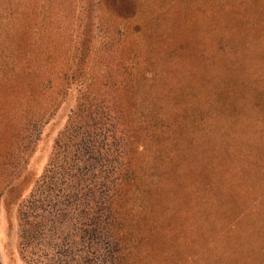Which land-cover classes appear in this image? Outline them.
<instances>
[{
  "label": "rangeland",
  "instance_id": "374dc122",
  "mask_svg": "<svg viewBox=\"0 0 264 264\" xmlns=\"http://www.w3.org/2000/svg\"><path fill=\"white\" fill-rule=\"evenodd\" d=\"M109 1L0 0V264H76L80 251L92 261L111 251L106 229L91 223L103 173L114 180L130 155L131 168L142 169L152 148L136 146L160 136L136 127L134 116L112 135L101 127L117 116L109 94L120 88L119 68L137 54L153 65L130 66L131 82L154 87L164 104L180 95V106H169L180 118H168V168L184 181L211 182L208 191H184L188 199L166 187L168 217L159 224L169 228V250L180 253L168 251L170 260L157 264H264V111L245 101L241 85L228 84L244 76L264 92V0H134L129 13ZM72 52L84 58L69 67ZM230 62L243 70H226ZM159 99L143 106L157 112ZM224 118L219 132L210 126ZM185 119L201 123L199 147ZM230 201L237 210L227 211ZM91 225L97 245L82 237ZM196 240L199 249L188 252Z\"/></svg>",
  "mask_w": 264,
  "mask_h": 264
},
{
  "label": "trees",
  "instance_id": "16d2710c",
  "mask_svg": "<svg viewBox=\"0 0 264 264\" xmlns=\"http://www.w3.org/2000/svg\"><path fill=\"white\" fill-rule=\"evenodd\" d=\"M109 5H111L114 9H118L120 12L124 13L125 11V13L127 12L129 13L130 11H132L134 0H110ZM223 25L228 26L229 23L226 21ZM83 36L84 37L82 40V45L88 46L90 41L88 40L86 35ZM261 39L264 40L263 37H261ZM63 43L65 45L67 44L66 42ZM251 51H249V53H251ZM173 53L174 52H171V54ZM82 55L75 54L74 52H72V54H70L67 58H65L64 63L69 67H71V65H73L72 61H74L76 57H78L79 60L83 61L82 59L84 58V56ZM18 57L20 58L21 56L18 55ZM26 58L29 57L27 56ZM150 59L151 58L149 57L146 56L144 57V54L143 55L137 54V56H133V60L127 68L124 67L119 68L121 74L120 75L121 80L119 85L120 88L113 90L112 93L109 94L112 100L111 108L116 112L117 116L116 118L115 117L111 118L109 120L110 123L101 125V127L105 129V132H108L110 135H112L113 131H115L116 129H120L119 126L121 125V122L126 127L125 120L127 116H129V119L132 116H134L133 117L134 122H137L136 127L138 128L145 127L146 130H149L150 132H154L157 129V133L160 136L158 138H154V140L152 141L151 137L148 135V137L146 138L148 141L147 143H145L143 146L141 145V147L140 145L136 146L135 149H139L144 152L152 148V150L148 151L149 156H146V158L149 160V164L147 161V163L144 166H142V169L139 170L138 165H136L135 169L131 168L132 166L131 164H129V161L132 156L130 155L127 160L126 159L123 160L121 162L122 164L120 163V166H118L120 172L119 175H117L114 180L106 179L111 176L109 173H106V171H104L103 174L105 176V179L101 183V185H99L101 186V188L100 190L97 191L98 195L96 196L97 203H99L97 204L98 207H96V211L94 214L96 219H93L91 223L96 224L98 228L100 226H103V228L106 229L105 233L103 234L102 240L104 241V244L107 246V248H109V250L111 251L106 255V257L104 256L103 259H98L99 261L98 260L92 261L91 258L92 256L87 254L88 253L87 250L85 257L82 256V254L85 253H82V251H80V255L77 254L78 259H76L77 260L76 264H157L161 262L165 263L166 261L168 262V260H170L169 258L170 255L168 254V251L173 253L172 255H175L174 253L178 254L180 253V251L178 252L177 247L175 248L173 247V252L169 250V247L165 244V242L167 243V241H169V228L168 226L162 227L163 225L160 226L159 224L160 221H162V219L166 220L164 216L168 217L166 215V210L164 208V205L161 204L163 200L162 197L165 198L164 192L166 190V187L167 188L171 187L172 191L174 189L178 191L179 192L178 198H180L181 196L183 197L185 196L184 198L186 199H188V195L184 191L194 190L192 192L194 194V192L200 193L201 191H208V189L211 187V185H209L211 184V182L208 180L205 181L204 179H202L201 181H194V182L192 181L189 182L186 180L184 181L183 175L170 170V168H175V167L170 166V168H168L167 166L169 164V161L171 160V155H172V150H170L169 146H167V144L169 143L167 140L166 131L171 128V124H172V122H170L168 118H173V117L177 119L180 118L176 116L173 111L169 112V106L171 108L176 107V105L180 106V104L176 103L178 102V98H180V95L178 93H170L166 97V104H164V102L159 99L156 93H154L155 91L154 87L153 89L151 88L150 90H144L143 87L144 83L136 84L134 82H131L132 71L128 70V68L130 66L137 67V64L141 65V62H143L144 64L145 62H149L148 60ZM20 60L22 61V59ZM150 63L151 65H153L152 61L147 64ZM261 66H262V61L259 62L258 69H260ZM231 67L233 69L236 68L237 71L243 70L242 66H236L234 65V62L232 64L230 62L229 65H226L225 69L228 68L229 70L231 69ZM29 68H30L29 71L32 72L31 67ZM258 69L255 67V70L253 72L254 77ZM27 75L30 74L26 73V76ZM244 82H246V78L244 76H240L239 78H237V81L235 79L234 83L230 82L228 84L237 85V86L241 85L239 91L243 93V97L245 98V101L248 96L249 97L248 102L250 101L254 102L253 104H255L254 105L255 107L257 106L260 110L264 111L263 90L261 91V89L257 87L252 88V85L249 86V83L244 84ZM217 88L219 89V91L222 92L223 88L221 87H217ZM149 99L152 100V102H154V100L156 99H159L158 101L159 109L157 110V112L156 111L152 112L154 109L152 105H150V107L143 106V103L147 102ZM156 103L153 105H156ZM236 105L240 106L238 103L232 102V106H235L237 108ZM160 111L162 113L161 114L162 116H160V118H164V120L162 121V123H160L161 124L160 127H157L158 126L156 125L157 119L155 117L160 115L159 114ZM167 112H169V115L166 114ZM225 119L226 118L210 126L212 128L217 127L216 131L219 132V129H222L224 126H226ZM131 121L132 120H130V122ZM173 121H177V120L174 119ZM184 123H185V129L188 128L190 134L193 135L192 137L187 133L188 137L192 140L191 142H193L192 144H198L199 147L200 144L203 142V139H205V137L201 136V132H200L201 123L198 126V121L194 119H185ZM128 131L129 130H127L126 128L124 132L128 133ZM225 134H226V130L221 133V137L224 138ZM107 135L108 134L106 133L105 136L107 137ZM216 136L217 138L222 139L220 138V136H218V134ZM68 137L73 138L70 136ZM126 138L128 139V136H126ZM214 143H216V141ZM147 147L149 148L148 150ZM62 148L65 155L67 154L72 155V152L68 153L66 151L68 149V145ZM198 149L199 148H197V150ZM179 151L180 149H178V152ZM80 155L81 153L79 154V157ZM185 155L187 161L189 159L192 160L194 159L193 155H191L190 158L188 153H185ZM198 161L199 160H197V162ZM172 181H175V184H173ZM20 185L21 184L18 183L10 191L11 192L10 194L13 195V193L15 192V196H16L18 194V191H20L21 189ZM93 199L95 200V197H93ZM210 199L212 200L211 197L207 200ZM212 203L215 202H211L210 206H212ZM230 204L232 205L228 207L227 211L237 210L236 206L233 203H231V201ZM151 205L153 206L151 207ZM98 220H100V222L102 223H98ZM197 227L198 229H203L202 226L198 225ZM98 228L94 229L92 225L89 226L88 232L91 233L89 234L84 232L82 237L88 238L90 242L94 236L97 237L96 230ZM228 228H226V230H228ZM174 231L178 232L179 230L176 229ZM152 233H154L153 236L156 235L157 238L156 240L154 237L153 238L152 236L150 237V234L152 235ZM147 236L150 239H148ZM158 238H161L162 240L159 241ZM209 241L210 240H208V243ZM196 242L200 243V241L196 240L195 243L187 244L188 252L194 250L197 251L199 249L198 247L200 246H197ZM90 243L91 244L94 243V245H97L96 239L95 241H92ZM228 246L230 245L228 244ZM207 252H209V255L212 258V260L215 261V254H213L214 250L212 252L211 246L207 250ZM204 253L206 252L204 251ZM157 256L162 258V260L161 261L157 260L156 259Z\"/></svg>",
  "mask_w": 264,
  "mask_h": 264
}]
</instances>
